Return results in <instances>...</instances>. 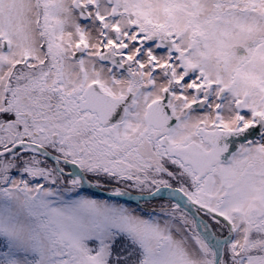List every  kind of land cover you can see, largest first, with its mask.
<instances>
[{
    "label": "snow or ice",
    "instance_id": "snow-or-ice-1",
    "mask_svg": "<svg viewBox=\"0 0 264 264\" xmlns=\"http://www.w3.org/2000/svg\"><path fill=\"white\" fill-rule=\"evenodd\" d=\"M0 264H264V0H0Z\"/></svg>",
    "mask_w": 264,
    "mask_h": 264
}]
</instances>
